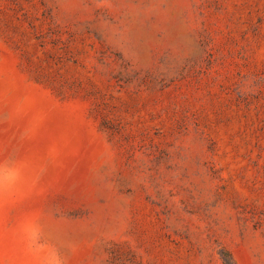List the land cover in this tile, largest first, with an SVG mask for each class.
<instances>
[{
    "label": "rangeland",
    "instance_id": "1",
    "mask_svg": "<svg viewBox=\"0 0 264 264\" xmlns=\"http://www.w3.org/2000/svg\"><path fill=\"white\" fill-rule=\"evenodd\" d=\"M0 264H264V0H0Z\"/></svg>",
    "mask_w": 264,
    "mask_h": 264
}]
</instances>
